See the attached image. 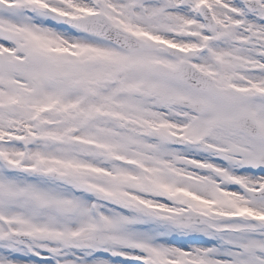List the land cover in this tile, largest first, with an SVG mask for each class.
<instances>
[{
    "label": "snow or ice",
    "instance_id": "6c2138e0",
    "mask_svg": "<svg viewBox=\"0 0 264 264\" xmlns=\"http://www.w3.org/2000/svg\"><path fill=\"white\" fill-rule=\"evenodd\" d=\"M0 264H264V0H0Z\"/></svg>",
    "mask_w": 264,
    "mask_h": 264
}]
</instances>
